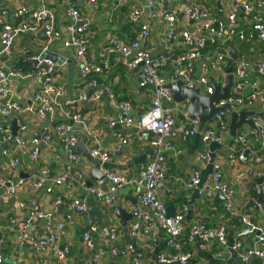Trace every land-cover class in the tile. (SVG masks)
<instances>
[{
  "label": "built area",
  "instance_id": "2783aa9c",
  "mask_svg": "<svg viewBox=\"0 0 264 264\" xmlns=\"http://www.w3.org/2000/svg\"><path fill=\"white\" fill-rule=\"evenodd\" d=\"M180 0H144L147 8V20L141 25L137 39L130 44H122L118 41L110 39L108 41L107 53H119L125 61V65L137 74V86L140 89L150 88L152 92L150 108L139 115L136 119L128 116L130 105L126 102L118 104L119 113L115 119L108 123L109 128H113L116 124L124 127H134L141 135L142 140L148 141L153 149V159L141 168L138 180H129L121 175L117 170L104 169L103 173L109 186L106 190L98 187L86 186V181L82 177V173L78 171V158L75 154V148L78 144V138L73 135L74 126L80 125L85 127V122L82 119L78 110L74 111L77 105L83 102L92 101L98 102L101 98L100 90L96 77L101 75L107 69L106 63L96 64L88 60L87 52L90 46L92 31L89 26L82 20L80 11L71 7V1L66 0L64 3L67 8V16L70 19V24L64 27V34L67 35L63 39V46L73 48L75 58L78 62V69L82 83L86 90L79 92L75 99H64L65 89L61 85H56L52 79V63L50 60H40L34 66L32 75L24 74L20 69L7 67L0 69V117L2 119L14 117L16 118L17 135H11V124L0 123V148L1 155L9 158L8 166L10 171H14L19 165L20 157H29L32 161H37L41 151L50 147L52 136H57L66 154V167L63 173L56 177L50 178V171L45 167L40 171V178L32 181L34 189H43L50 194L55 186L66 184L68 187L76 185L84 189L86 195L92 196L108 206L110 210L116 208V194L118 191L128 185L137 186V196L140 207L132 209V216L135 223L132 224L130 238L138 239L142 236L143 230L147 231L150 241L158 245L160 240V230L165 236L164 246L166 251H161L156 256L154 264H191V255L184 251L183 246H193L198 251H204L208 246L216 241L224 250L231 249L234 251L236 259L246 261L250 257L258 258L261 264H264V250L261 248L243 249L242 245L245 238H248L254 233L255 241L264 249V231L257 228L249 215L241 217L243 228L236 231L232 239V245L229 246L227 235V227L224 225L207 226L196 220L193 225H190L185 235H182L183 221L187 213L184 207L180 212L171 216L164 214V203L159 199L158 194L165 189V152L173 147V141L180 138L182 141H187L188 138L195 137L197 134L201 138V146L197 151L195 160L200 163L193 175L190 177L186 188L194 191L197 189L200 182L201 172L210 162L208 156L210 143L215 142L220 145L221 150L228 153L226 160L228 168L235 169L238 163L245 166V169L235 175V184L238 189L244 190L246 180L244 177L252 179L259 176L255 172V167L261 165L262 157L247 158L249 147L247 146V134H238L231 142L228 139V122L226 114L219 112L215 115V121L212 126L204 128L198 132V122L189 120L186 111H181L173 100V94L169 86L181 80L187 88L204 89L205 95H212L213 83H210L207 74L209 72L218 73L219 79H216V85L224 86L226 73L224 65L228 59V54L224 50V46H217L215 50L209 52V55L204 56L201 62L203 74L196 79L193 77V71L196 63L199 61V51H204L207 44L213 45L221 38H225L226 44L235 39L245 43H263L264 42V18L256 11H264V0H258L254 5H250L245 0H229L236 6H241L246 13L251 14V24L248 28L238 30L235 25V16L231 14L228 17V22L223 24L216 19L209 20L203 24V29L208 32L207 40L194 38L188 30L175 33L174 22L176 21L177 13L161 11L159 17L167 23L168 38L175 42L182 41L185 47V52L173 60V71L169 79H165L159 74V69L163 64L162 60H153L149 53L144 48V43L147 38L148 29L151 21L156 16L152 12V7L155 2L160 4L173 3ZM90 3H95V0H89ZM125 0H117V5L124 4ZM149 11H151L149 13ZM14 16L18 19L16 24L6 22L0 16V45L1 53L6 58L11 57L12 46L14 41L23 34L34 33L37 37V32L48 42L56 37V19L55 13L49 7H41L39 9L26 8L24 5L16 7ZM139 11L134 10L130 20L136 22L138 20ZM181 17L185 21L197 20L204 15L196 8H185L181 12ZM223 44V45H226ZM261 45V44H260ZM45 50V49H44ZM210 56V57H209ZM38 60V57H33L31 61ZM224 72V73H223ZM233 86L231 95L224 100H220L215 106L229 107L233 110L243 109L246 111H254L257 106L264 111V87L259 84V79L264 80V59L250 63L245 55H239L233 63ZM92 76H95L92 78ZM32 77L36 82L37 90L34 95L35 105L30 107H22L18 102L13 100L12 81H23L26 78ZM221 77V78H220ZM254 77V78H252ZM248 90V91H247ZM110 99L113 95L107 93ZM57 99H62L63 107L67 110L69 122L67 125H56L50 131L46 126L42 127L39 133H34L31 137L28 133L33 126V119L40 122L50 121V115L56 108ZM117 105V104H116ZM256 112V111H255ZM179 113L180 119L177 120L175 115ZM252 132L257 135L260 140L261 148L264 152V118L254 119V128ZM26 137H29L26 139ZM116 149L120 150L127 145V139L120 133H115ZM168 139V140H167ZM11 140L14 144L13 150H8L3 146L7 141ZM239 149V151H237ZM18 153L19 157L14 154ZM91 158L100 162L101 165H108L110 156L105 150L98 148L90 151ZM224 155H216L212 161V171L208 176L207 182L198 191V201L201 205H205L208 199H213L216 195L222 197L225 202V210L231 213L235 209L236 202L232 200L233 190L223 180L221 165L225 162ZM25 180L17 179L13 184L8 183L4 178L0 177V188L3 189L5 195L23 189ZM262 196L264 197V184L259 186ZM63 202V196L59 194L56 197V204L60 205ZM25 207L24 204H21ZM72 215L65 216L62 222L53 224V212L44 211L38 205L34 204L29 207L30 217L25 220H15L10 218V223L13 225L15 233V241L17 245L29 246L36 251H43L46 247L53 249V257L59 264H66L69 246H59L57 234L62 231L65 226L73 222L77 215L86 213L87 207L82 201L73 200L70 204ZM33 221H43L42 232L37 234ZM98 231L93 220L87 221V230L82 234L81 241L90 251L91 257L83 264H100V259L106 253L103 248L96 247L94 241L90 238L92 234ZM256 231L259 234L256 235ZM105 232L108 235V240L104 245L110 243L117 237L115 227H106ZM185 236V239L183 237ZM5 236L1 232L0 226V247L3 246ZM187 243V244H186ZM112 256L120 255L130 257L131 264H143L142 253L136 251L133 245L128 244L122 250H118L117 245H112ZM0 264H6L5 258L0 251Z\"/></svg>",
  "mask_w": 264,
  "mask_h": 264
},
{
  "label": "crops",
  "instance_id": "0c3cea01",
  "mask_svg": "<svg viewBox=\"0 0 264 264\" xmlns=\"http://www.w3.org/2000/svg\"><path fill=\"white\" fill-rule=\"evenodd\" d=\"M65 1L0 0V16L4 21L11 24H16L18 21L14 14L16 7L19 5L33 9L49 7L54 11L56 19V37L49 42L41 36L40 32H37V37L33 36L34 33L31 32L23 34L14 41L12 46L13 55L8 58L2 55L0 45V69L11 67L32 75L31 59L36 57L37 53L46 49L51 54L50 58L55 59L53 56H56L64 61L58 71L52 74V79L56 85L64 87V99L67 100L75 99L79 92L87 88L82 83L83 78L78 69L74 49L63 46V39L67 38L63 29L66 25L70 24V19L67 16L68 7L64 3ZM70 1L72 3L71 7L80 11L82 20L92 31L90 46L87 52L88 60L97 65L103 63L108 65L107 69L96 77L98 89L102 93L99 101L95 103L92 101L83 102L74 108V111H79L85 122V127L82 128L80 125L73 127V135L78 138V144L75 148V154L78 158V171L82 173V177L86 183L91 182L92 187L106 190L109 186L108 181L106 185H101L99 181H94L91 178V171L97 166L101 167L98 160L91 158L90 151L92 149L105 150L110 156L108 168L110 170H117L121 175L133 181L138 180L141 168L153 159L152 148L149 142L142 140V135L137 129L121 126L120 130H117L108 127V123L115 119L119 113V108L117 107L119 103L126 102L130 105L128 116L133 119H136L147 111L151 105V89L138 88L136 72L130 70L125 65V61L120 54L117 52L108 54L106 52L110 39L126 45L137 39L141 25L147 20V8L145 7L144 0H125V3L120 5H117V0H95V3H90L89 0ZM256 1L258 0H245L250 5H254ZM190 7L196 8L204 17L197 20L185 21L181 17V12L185 8ZM134 10L139 11L136 22H133L129 18ZM161 11L167 13L175 11L177 13L176 21L174 22L177 29L175 33L188 30L194 38L204 40H207L209 34L203 29V24H206L211 19H216L226 24L228 17L233 14L238 30L248 28L251 24V14L246 13L241 6H236L229 0H180L167 4L155 2L152 12L156 16L151 21L144 48L153 60L163 61L159 74L165 79H169L172 74L175 55L183 54L186 49L182 41L176 40L172 42L168 38L167 23L158 16ZM256 12L264 18V11L257 10ZM226 41L225 38H221L217 41L216 46H224L227 54L233 48L236 50L238 56L245 55V58L252 64L264 59V42L248 43L245 46H241L242 42L235 39L229 41L227 44ZM243 47L246 48L244 49ZM202 61H198L194 68L193 77L195 79L203 74ZM21 64H26L27 66H21ZM27 67L29 68L28 72L25 71ZM207 77L210 83H213V85L217 84L216 79H219L218 73L209 72ZM11 84L13 85L12 93L14 101L24 108L35 105L34 95L37 87L32 77L26 78L23 81H12ZM259 84L261 87H264V80L259 79ZM200 90L205 95L202 87H200ZM107 93L113 95V99H110ZM55 107L53 113L50 115V121L40 122V120L33 119V126L28 136L30 135L31 137L35 132L39 133V129L44 126L50 128L51 131L56 125L68 124L67 110L63 107L62 99H57ZM176 107L181 111H186L187 104L179 103ZM253 110L256 112L261 111V107L257 106ZM175 117L179 120L181 115L177 113ZM13 120V116L6 119L0 117V123L12 124ZM212 125L213 122H208L204 128ZM115 133H120L128 141L127 145L123 146L120 150L116 149L117 141L114 137ZM243 133L247 134V146L250 149L247 158H252V153L254 154L253 159L258 156L263 158L261 165L255 167V172L259 174L258 178L244 177V180H246L245 189H238L234 178L236 174L245 169V166L238 163L235 169L230 170L226 162L228 153H221V151L216 150L218 155L225 156V162L221 165V171L223 180L233 190L232 200L236 202L235 209L233 212L228 213L225 210L224 199L220 196L208 199L205 205H201L199 201H194L192 204V219H184L182 235H185L190 225H193L197 220L207 226H226L230 242L236 231L243 228V224L237 219L243 215H249L252 223L264 231V205L257 208L249 207L242 213L247 205L257 200L259 186L264 184V182L256 183L257 179L264 178V152L261 148L260 140L250 128H245L238 132V134ZM180 138L175 139L172 149L164 153L166 157L165 189L158 194L165 208L170 202L175 205L174 214L180 212L183 206L186 207L182 204V199L189 197L193 192L187 189L186 185L194 171L200 166V163L195 160L199 149L194 144V137L188 138L187 141H182ZM3 147L8 150L15 148L11 140H8ZM216 151L214 152L215 155ZM14 155L19 157L18 153ZM140 156H144L143 158L146 163L138 166L134 165L132 159ZM8 160V157L1 155L0 148V177L12 184L17 179L22 178L25 180V186L12 195H5L3 189L0 188V226L1 232L5 236V241L3 246L0 247V251L4 258L13 260L15 264H59L53 257V249L51 247H46L43 251H36L26 245H17L10 218L15 220L28 219L30 217L28 208L36 204L44 211L53 212V224H56L57 222H62L65 216L73 214L70 207L73 200L82 201L86 205L87 210L86 213L77 215L72 223L67 224L57 234L59 246L68 245L70 249L66 264H83L91 257L90 251L81 241L82 234L87 230V221L90 219L98 227V231L92 234L90 238L94 241L96 247L103 248L105 252L111 253V249L109 248L114 244L117 245L118 250H122L126 245L131 244L136 251L142 253L143 264H154L157 246L163 244V251L167 250L164 246L165 236L162 235L161 230L158 245L150 241L149 235L145 230H143L140 238L131 239V227L136 222L133 216L132 219H126L122 225L113 212H110L107 205L92 196L86 195L84 189L79 186L73 185L68 187L66 184L55 186L50 194L46 193L43 189L37 190L32 187V181L40 178V171L44 167L50 171V178L60 176L66 167V154L57 136H52L50 147L41 151L37 161H32L29 157H20L19 165L16 166L17 168L14 171H10ZM19 175L21 176L19 177ZM122 189H125L126 193L121 194L118 192L116 194L115 205L123 209L127 214H132L134 207L141 208L137 196V186L128 185ZM59 194L63 196V202L60 205L56 204V197ZM128 197H136V203L133 205ZM21 204H24L25 207H22ZM233 220H236L238 225H235ZM33 224L35 232L40 235L43 221H33ZM109 226L116 228L117 237L115 240L109 241L111 244L104 245V242L108 240L105 229ZM254 235L252 233L248 238H245L242 245L244 250L253 247L264 250L261 245L254 242ZM183 249L191 255V264H210V260L201 257V252L192 245H185ZM109 253L102 256L100 264H131L130 257L112 256ZM204 253L211 256V260L218 261V263L211 264H224V262L232 257L231 253L224 250L216 241H213ZM232 264H246V262L244 260H234ZM251 264H261V262L258 258H255Z\"/></svg>",
  "mask_w": 264,
  "mask_h": 264
},
{
  "label": "water",
  "instance_id": "95a60500",
  "mask_svg": "<svg viewBox=\"0 0 264 264\" xmlns=\"http://www.w3.org/2000/svg\"><path fill=\"white\" fill-rule=\"evenodd\" d=\"M51 54L45 49L39 53H37L38 60L32 61V73H34V66L37 63V61L42 60H50L52 63V74L58 71L60 65L64 62L62 59L57 58L56 56H53L55 59L50 58ZM57 58V59H56ZM237 52L235 49L231 48L228 52V59L226 61V64L224 66V71L226 73L225 77V83L224 86L221 88L219 85H213V93L212 95H203L201 93L200 89H192L187 88L183 81L178 80L174 83H172L169 88L173 94V100L175 103H186V113L191 121H197L198 126V132H201L203 128L205 127L206 123L208 122H214L215 121V115L219 112H224L226 116L228 117V139L233 141L238 132L245 126L247 128L253 129L254 128V119H263L264 118V111L261 113H256L253 111H246L243 109H237L233 110L229 107H222V106H215L217 102L220 100H224L227 97L231 95V87H232V72H233V63L237 60ZM5 60V59H4ZM120 125L116 124L113 129L120 130ZM11 135L13 137H16L17 135V126H16V118L12 121L11 124ZM194 144L196 145L197 149L200 148V136L197 134L194 137ZM221 147L215 142H212L209 144V158L210 162L206 166V168L201 172L200 182L198 184L197 189H195L192 194L182 199V204L185 205L187 209L186 213V219H192L193 215V206L192 204L194 201H198V191L203 187V185L207 182L208 176L211 174L212 171V161L215 157V151L219 150ZM152 153H154L152 149ZM144 156L136 157L132 159V162L134 165H143L146 163V161L143 158ZM102 169H108V165H101V167L97 166L91 171V178L94 181H99L101 185H106L107 180L106 177L102 171ZM21 175H19L20 177ZM264 182V178H259L256 180V183H262ZM86 186H92L91 182H88ZM118 192L121 194H125V189H120ZM257 200L255 202H252L251 204L247 205L245 210L242 211L244 213L249 207L257 208L258 206L264 205V197L262 196V193L260 191V188L257 191ZM132 204L134 205L137 201V198L128 197ZM184 208V206H183ZM109 212V211H108ZM110 212H113V214L121 221V224L123 225L124 221L126 219H132V214H127L123 209L120 207H116L114 210H110ZM175 212V205L173 203H168L167 207L164 210V214L166 216H171ZM241 222V217L237 218ZM256 235L259 234V231L255 232ZM232 240L229 242V246L231 247ZM163 251V244H160L155 249V255L157 256L159 252ZM232 255V257L224 262V264H232L234 260H236V256L234 251L231 249H228ZM254 257H250L246 259V264H251ZM6 263L8 264H15L13 260H9L5 258ZM211 263H218V261L210 260Z\"/></svg>",
  "mask_w": 264,
  "mask_h": 264
},
{
  "label": "trees",
  "instance_id": "16d2710c",
  "mask_svg": "<svg viewBox=\"0 0 264 264\" xmlns=\"http://www.w3.org/2000/svg\"><path fill=\"white\" fill-rule=\"evenodd\" d=\"M246 44H248V43H245V42H242V44H241V46H245ZM216 48H218L215 44H213V45H210V44H207L206 45V47H205V50L204 51H199V57H198V59H199V61L200 60H204V56H205V54L206 55H209V52H211L212 50H215ZM244 49L246 48V47H243ZM181 54H176L175 55V58L176 57H178V56H180ZM17 64H18V62H17ZM27 66L26 64H21V66ZM25 71H29V68L27 67V69L25 70ZM24 74H27V73H25L24 71H22ZM93 77H95V76H92V78ZM220 151H221V153H225V150H221L220 149ZM218 197V195H216L214 198H217ZM213 198V199H214ZM234 221V224L235 225H238V223H237V221L236 220H233ZM183 239H185V236L183 237ZM187 244V243H186ZM188 246V245H187ZM207 250V249H206ZM206 250H204V251H199V252H201L200 253V256L201 257H203V258H205L206 260H211V256H209V255H206L204 252H206ZM190 263H191V257H190Z\"/></svg>",
  "mask_w": 264,
  "mask_h": 264
},
{
  "label": "clouds",
  "instance_id": "9594fccd",
  "mask_svg": "<svg viewBox=\"0 0 264 264\" xmlns=\"http://www.w3.org/2000/svg\"><path fill=\"white\" fill-rule=\"evenodd\" d=\"M253 112H255V111H253ZM263 112V111H262ZM256 113H261V112H256ZM226 121L228 122V117L226 116ZM204 129V128H203ZM238 135V134H237ZM200 136V135H199ZM230 140V139H229ZM231 141V140H230ZM232 142V141H231ZM200 146H201V144H200ZM200 149V148H199ZM184 222V221H183ZM229 239V238H228ZM230 240V239H229ZM236 260H238V259H236ZM7 264V263H6Z\"/></svg>",
  "mask_w": 264,
  "mask_h": 264
},
{
  "label": "flooded vegetation",
  "instance_id": "af4514ba",
  "mask_svg": "<svg viewBox=\"0 0 264 264\" xmlns=\"http://www.w3.org/2000/svg\"><path fill=\"white\" fill-rule=\"evenodd\" d=\"M238 56V54H237ZM233 73V72H232ZM232 86H233V75H232ZM231 91H232V87H231ZM219 145V144H218ZM221 149V148H220ZM220 149L218 151H220Z\"/></svg>",
  "mask_w": 264,
  "mask_h": 264
},
{
  "label": "rangeland",
  "instance_id": "374dc122",
  "mask_svg": "<svg viewBox=\"0 0 264 264\" xmlns=\"http://www.w3.org/2000/svg\"><path fill=\"white\" fill-rule=\"evenodd\" d=\"M245 128H247V127L244 126L242 129L244 130ZM242 129H241V130H242ZM241 130H240V131H241Z\"/></svg>",
  "mask_w": 264,
  "mask_h": 264
}]
</instances>
